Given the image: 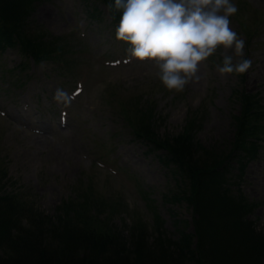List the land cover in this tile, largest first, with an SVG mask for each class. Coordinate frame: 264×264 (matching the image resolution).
<instances>
[{
  "label": "rangeland",
  "instance_id": "1",
  "mask_svg": "<svg viewBox=\"0 0 264 264\" xmlns=\"http://www.w3.org/2000/svg\"><path fill=\"white\" fill-rule=\"evenodd\" d=\"M32 1L17 25L43 49L53 46L54 59L38 63L17 42L0 50L2 189L50 215L88 190L105 197L113 224L126 234L141 220L152 237L159 225L174 239L182 229L195 233L196 208L183 199L190 181L165 149L136 135L142 114L135 103L152 111L147 115L162 140L182 132L196 113L195 140L231 150L242 93L257 96L264 107V0H233L238 11L230 28L245 41L244 57L252 66L243 74L221 75L217 65L225 55L239 58L234 49L218 46L200 63L199 80L182 92L163 85L153 61L128 57L129 45L115 38L118 23L104 3ZM256 141L255 158L241 169L238 154L225 175L231 189L253 205L247 217L264 229V132Z\"/></svg>",
  "mask_w": 264,
  "mask_h": 264
},
{
  "label": "trees",
  "instance_id": "2",
  "mask_svg": "<svg viewBox=\"0 0 264 264\" xmlns=\"http://www.w3.org/2000/svg\"><path fill=\"white\" fill-rule=\"evenodd\" d=\"M32 2L0 0V49L17 42L26 56L41 62L52 58L53 46L43 49L26 27L17 25L20 20L24 23ZM110 14L112 22L119 23L120 13ZM242 95L243 109L236 116L231 150L205 147L195 140L196 113L182 132L162 140L153 128V116L147 115L152 111L135 103L142 114L136 135L165 149L169 161L190 181L183 199L196 208L195 233L182 229L174 239L159 225L152 237L141 220L129 226L126 234L113 224L105 197L90 195L88 190L66 200L50 215L22 194L3 190L0 180V264H264V229L247 217L253 205L231 189L225 175L238 154L244 159L241 169L246 159L255 158L256 139L264 132L260 100Z\"/></svg>",
  "mask_w": 264,
  "mask_h": 264
},
{
  "label": "clouds",
  "instance_id": "3",
  "mask_svg": "<svg viewBox=\"0 0 264 264\" xmlns=\"http://www.w3.org/2000/svg\"><path fill=\"white\" fill-rule=\"evenodd\" d=\"M108 11L119 12L115 38L126 42L130 59L154 62L168 90L182 92L199 80V65L218 46L234 49L217 65L221 75L243 74L252 61L244 57L245 41L230 28L238 8L233 0H110Z\"/></svg>",
  "mask_w": 264,
  "mask_h": 264
}]
</instances>
